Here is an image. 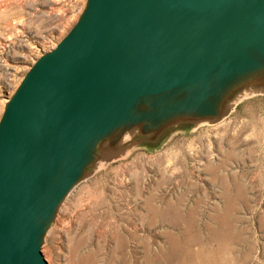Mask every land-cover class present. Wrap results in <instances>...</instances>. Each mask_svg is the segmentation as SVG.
<instances>
[{
	"label": "water",
	"instance_id": "obj_1",
	"mask_svg": "<svg viewBox=\"0 0 264 264\" xmlns=\"http://www.w3.org/2000/svg\"><path fill=\"white\" fill-rule=\"evenodd\" d=\"M252 95H264V0H85L5 99L0 264H48L41 248L79 183Z\"/></svg>",
	"mask_w": 264,
	"mask_h": 264
},
{
	"label": "rangeland",
	"instance_id": "obj_2",
	"mask_svg": "<svg viewBox=\"0 0 264 264\" xmlns=\"http://www.w3.org/2000/svg\"><path fill=\"white\" fill-rule=\"evenodd\" d=\"M84 4L0 0V116ZM41 252L48 264H264V95L99 167L67 196Z\"/></svg>",
	"mask_w": 264,
	"mask_h": 264
},
{
	"label": "bare ground",
	"instance_id": "obj_3",
	"mask_svg": "<svg viewBox=\"0 0 264 264\" xmlns=\"http://www.w3.org/2000/svg\"><path fill=\"white\" fill-rule=\"evenodd\" d=\"M234 105H235V104H234ZM234 105H233V106H234ZM184 242H185V241H184Z\"/></svg>",
	"mask_w": 264,
	"mask_h": 264
}]
</instances>
